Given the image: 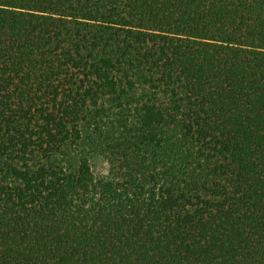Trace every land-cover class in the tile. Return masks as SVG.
I'll use <instances>...</instances> for the list:
<instances>
[{
	"label": "trees",
	"instance_id": "1",
	"mask_svg": "<svg viewBox=\"0 0 264 264\" xmlns=\"http://www.w3.org/2000/svg\"><path fill=\"white\" fill-rule=\"evenodd\" d=\"M0 264H264V0H0Z\"/></svg>",
	"mask_w": 264,
	"mask_h": 264
}]
</instances>
